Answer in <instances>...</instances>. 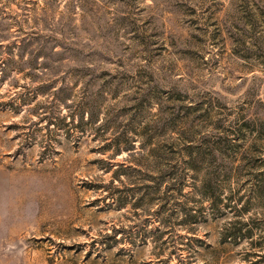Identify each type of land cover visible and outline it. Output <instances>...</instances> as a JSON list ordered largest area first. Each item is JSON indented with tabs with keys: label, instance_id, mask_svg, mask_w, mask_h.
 <instances>
[{
	"label": "rangeland",
	"instance_id": "374dc122",
	"mask_svg": "<svg viewBox=\"0 0 264 264\" xmlns=\"http://www.w3.org/2000/svg\"><path fill=\"white\" fill-rule=\"evenodd\" d=\"M0 264H264V0H0Z\"/></svg>",
	"mask_w": 264,
	"mask_h": 264
},
{
	"label": "trees",
	"instance_id": "16d2710c",
	"mask_svg": "<svg viewBox=\"0 0 264 264\" xmlns=\"http://www.w3.org/2000/svg\"><path fill=\"white\" fill-rule=\"evenodd\" d=\"M196 160H197V159H196V158H193V157H192L191 159H189V160H188L189 165H190L191 167L196 166V162H197ZM117 171H119V170H117ZM207 180H208V181H207ZM209 180H210L209 178H206V179H205V183H206V184H205V189H204V191H202V192H203V193H207L208 196H211V194H212L211 191H210V190H211V189H210V188H211V184L209 183ZM189 216L193 217V216H195V214L191 213Z\"/></svg>",
	"mask_w": 264,
	"mask_h": 264
}]
</instances>
